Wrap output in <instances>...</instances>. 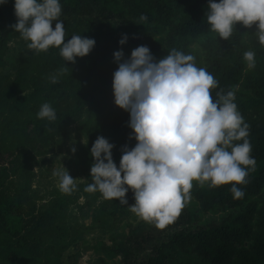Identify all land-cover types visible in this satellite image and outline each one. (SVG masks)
Segmentation results:
<instances>
[{"label":"trees","instance_id":"16d2710c","mask_svg":"<svg viewBox=\"0 0 264 264\" xmlns=\"http://www.w3.org/2000/svg\"><path fill=\"white\" fill-rule=\"evenodd\" d=\"M209 0H60L65 39L82 35L95 40L92 51L75 63L65 62L59 49L36 52L11 27L17 22L14 0L0 5V264H46L61 259L82 231L108 234L131 215L135 203L131 189L128 205L87 192L94 162L90 149L98 136L114 145L119 166L122 149L135 146L128 126L129 113L114 104L112 80L118 65L113 53L128 58L140 45L156 60L172 48L191 53L218 81L219 90H233L235 103L249 125L250 153L256 160L247 183L237 185L244 196L234 199L231 185L191 191L203 212H221L219 219L198 223L189 212L164 228L143 221L130 227L127 244L112 251L123 264H264V45L255 25H235L229 40L211 32L206 21ZM147 17L141 21L140 16ZM55 27V21L52 24ZM127 34L126 44L118 42ZM255 52L249 69L244 52ZM66 63L69 67L51 83L49 77ZM43 103L55 109L49 122L37 113ZM76 124L87 145L77 153L76 165L84 176L71 193L54 190L39 195L33 188L45 157L67 138ZM40 172V171H38ZM90 220L91 225L86 221Z\"/></svg>","mask_w":264,"mask_h":264},{"label":"clouds","instance_id":"9594fccd","mask_svg":"<svg viewBox=\"0 0 264 264\" xmlns=\"http://www.w3.org/2000/svg\"><path fill=\"white\" fill-rule=\"evenodd\" d=\"M6 3L0 0V5ZM13 6L17 22L11 27L28 41L29 49L55 47L65 62L75 63L94 48L93 38L76 34L65 39L60 0H14ZM205 16L209 30L223 40L232 37L237 23L255 25L254 34L264 45V0H209ZM140 20L147 17L141 15ZM127 39L124 34L118 43L124 45ZM113 56L118 65L112 80L114 104L129 113L130 138L136 143L123 147L117 166L114 145L98 136L90 149L94 162L85 191H99L105 199L128 205L126 193L131 189L135 203L129 209L157 228L171 223L191 200L193 181L209 187L230 184L233 198H242L244 191L237 185L247 183L256 160L250 155L249 125L237 108L234 91L221 89L213 97L218 81L212 73L198 67L193 54L176 48L159 60L146 45L134 48L128 58L122 49ZM243 58L249 69L255 67L254 51H245ZM68 68L65 63L57 69L49 77L51 83ZM37 116L49 122L57 118L49 103L41 105ZM70 151L75 154L76 147ZM53 175L62 192L76 189L77 179L63 165Z\"/></svg>","mask_w":264,"mask_h":264},{"label":"rangeland","instance_id":"374dc122","mask_svg":"<svg viewBox=\"0 0 264 264\" xmlns=\"http://www.w3.org/2000/svg\"><path fill=\"white\" fill-rule=\"evenodd\" d=\"M73 141H75L74 145ZM84 143H86L85 134L76 124H72L67 138L61 141L51 154L40 159V168L35 170L37 176L33 181V188L39 195H49L54 190L62 192L59 189V178L53 175V171L60 169L62 165L72 178L77 179L76 184L84 180V176L80 174V167L76 165L78 150ZM72 146L76 147L75 154L70 151ZM192 183L191 191L204 189L206 186V183L201 186L197 181ZM186 211L193 214L198 223H209L213 218L219 219L222 215L221 212L216 211L203 212L192 194L191 200L181 210L183 213ZM143 221L145 220L131 212L128 219L120 221L117 228L108 234H102L94 228L82 231L61 259L49 257L46 264H123L122 256L112 249L117 245L127 244L130 227H135ZM86 224L91 225V221L87 220ZM127 247H130L129 243ZM14 264H22V260L16 259Z\"/></svg>","mask_w":264,"mask_h":264}]
</instances>
